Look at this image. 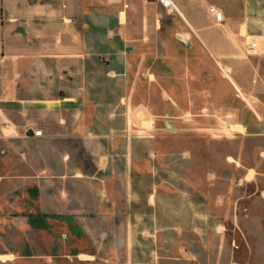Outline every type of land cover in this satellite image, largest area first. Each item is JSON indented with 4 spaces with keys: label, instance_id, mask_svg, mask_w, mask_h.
Wrapping results in <instances>:
<instances>
[{
    "label": "crops",
    "instance_id": "0c3cea01",
    "mask_svg": "<svg viewBox=\"0 0 264 264\" xmlns=\"http://www.w3.org/2000/svg\"><path fill=\"white\" fill-rule=\"evenodd\" d=\"M173 1L0 0V264H264L247 148L224 187L153 151L170 126L264 139V0Z\"/></svg>",
    "mask_w": 264,
    "mask_h": 264
},
{
    "label": "rangeland",
    "instance_id": "374dc122",
    "mask_svg": "<svg viewBox=\"0 0 264 264\" xmlns=\"http://www.w3.org/2000/svg\"><path fill=\"white\" fill-rule=\"evenodd\" d=\"M171 66L175 68L176 65ZM171 66L153 62L147 65V72L151 71L153 74H159L166 67L170 68ZM205 76L208 77L207 73ZM204 82L206 81L202 83ZM152 93L153 103L159 106L160 88L154 87ZM238 129L233 128L230 133H225L224 129H218L216 132L218 142L214 144H209L208 140L203 138L204 135H208L203 128L170 126L168 132L160 129L155 130L154 135L156 138L154 139L153 151L159 154L155 164L158 166L163 165V167L167 166L172 171H178L189 183L201 185L208 184L207 174L212 169L213 174L216 176L214 180L217 185L222 187L231 182L230 180L234 177L238 178L237 180L240 177L239 171L233 170V166L226 164V154L236 156L243 148H247V154L244 157L245 163L249 166L257 167L259 165V169L263 172L264 162L259 163L257 151L260 147H264V139H250L243 144L236 138L228 141L221 140L225 135H241ZM251 173L255 176L253 171ZM258 182L264 184V177Z\"/></svg>",
    "mask_w": 264,
    "mask_h": 264
},
{
    "label": "built area",
    "instance_id": "2783aa9c",
    "mask_svg": "<svg viewBox=\"0 0 264 264\" xmlns=\"http://www.w3.org/2000/svg\"><path fill=\"white\" fill-rule=\"evenodd\" d=\"M159 3L163 5L168 14H176L179 12V9L173 0H157ZM208 12L213 15L217 22H221L223 20V14L216 6H210ZM43 134L42 131H36L35 135L41 136Z\"/></svg>",
    "mask_w": 264,
    "mask_h": 264
}]
</instances>
